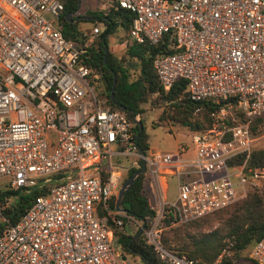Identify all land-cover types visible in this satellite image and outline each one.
<instances>
[{"label": "built area", "instance_id": "obj_1", "mask_svg": "<svg viewBox=\"0 0 264 264\" xmlns=\"http://www.w3.org/2000/svg\"><path fill=\"white\" fill-rule=\"evenodd\" d=\"M108 1L132 13L131 39L169 33L176 50L152 60L162 89L183 77L193 112L209 104L210 123L190 131L192 156L143 152L132 133L136 114L129 119L97 94L98 73L84 61L91 40L61 33L62 1L0 0V264H127L113 229L132 218L108 205L121 177L115 159L144 163L154 212L140 238L165 264L203 263L161 243L164 217H198L264 180V165L246 164L264 133V0ZM51 175L57 181L48 183ZM44 185L11 222L4 209L16 192ZM230 244L204 264H221ZM248 256L264 264V234Z\"/></svg>", "mask_w": 264, "mask_h": 264}, {"label": "trees", "instance_id": "obj_2", "mask_svg": "<svg viewBox=\"0 0 264 264\" xmlns=\"http://www.w3.org/2000/svg\"><path fill=\"white\" fill-rule=\"evenodd\" d=\"M61 1L63 4L60 13L61 33L76 43L83 42L85 33L79 30L77 23L87 19L79 17L76 21H68L66 16V13L76 7L78 0ZM88 16H90L88 20L91 22L101 21L103 23L102 29L91 40L88 56L84 60L98 73V80L101 84L99 93L103 97V104L116 109H121L119 105H122L127 117L131 119L133 115L141 113V104L147 101L150 95H153L155 101L164 103L166 109L163 112L172 120L191 130L205 128L209 125V104L202 102V108L193 112V108L198 103L188 97L183 77H176L166 90L162 89L157 78L152 66L154 56L172 53L176 50L172 45L169 33L162 34L156 42H149L146 39L139 42L131 39L127 31L132 13L126 8L111 3L105 10H93ZM93 17L94 19H92ZM117 30H121L123 33L118 38L119 42H124L125 57L122 58L111 51L107 45L106 34ZM103 45L107 47L105 60H103ZM112 72L114 73L113 99H110L108 93L112 85ZM138 120L142 128L139 129V126L134 122L132 133L134 136L137 134L136 143L145 152L148 148L147 133L144 131L140 117ZM256 122L257 119L251 126L253 132L256 130ZM239 158L240 156H236V160ZM115 160L121 161V159ZM246 164L264 165V147L251 148ZM138 167L127 165L124 176H121L122 179L120 177L119 182L121 180L123 182ZM143 174V172L137 174L119 199V206L127 209L126 214L137 220L139 225L131 233L114 228L113 235L119 242L122 252L139 255L144 264H165L159 261L151 248L142 242L140 233L133 237L137 229L142 224H146L154 212L149 207L147 191L142 185ZM55 176L51 175L48 183L57 181ZM45 187L46 185L34 186L27 191H17L10 206L4 209L9 220L15 221L24 212L25 207L30 204L31 199L41 193ZM6 192L0 191V196ZM114 200L115 194L110 196L108 204L110 208H114ZM98 213L105 212L98 210ZM128 219L123 217L124 223ZM171 220V217L163 218L160 240L164 246L184 253L204 264L212 261L221 248L230 242L231 253L222 257L221 264H237L233 257L237 258L242 249H247L248 255L250 246L264 234V196L258 187H253L248 189L244 196L221 208L182 222L172 223ZM247 259L253 264H257L249 256Z\"/></svg>", "mask_w": 264, "mask_h": 264}, {"label": "rangeland", "instance_id": "obj_3", "mask_svg": "<svg viewBox=\"0 0 264 264\" xmlns=\"http://www.w3.org/2000/svg\"><path fill=\"white\" fill-rule=\"evenodd\" d=\"M110 4L108 0H79V6L77 8L78 15L87 16L94 9H102L105 10L107 6ZM102 5V6H101ZM79 28L81 31L85 33V38H89V40H93L96 34L102 29L103 23L101 21L91 22L86 20V22H79ZM93 25L98 26V32L96 34L91 35V27ZM123 35L121 30H117L115 32H111L106 34L107 45L108 48L113 51L116 55H119L121 58L125 57L124 54V42H119V36ZM128 38V37H127ZM101 84L99 83L97 86V94L103 98L99 93ZM153 99V95H150L147 101L141 104L142 111L140 114H136L137 118H141L144 131L147 133L148 140V148L146 152L149 150H154L158 152H176L179 148H182L180 155L185 156L184 153L186 147L189 149L191 147L190 142V131L191 129L187 128V126L178 123L175 120H172L168 117L163 111L166 109V106L161 101H155ZM136 119V118H135ZM253 148L264 147V133L260 136L256 137L253 141ZM130 159L128 157L121 158L119 161V165H121V176H124V172L126 166L130 164ZM131 165V164H130ZM208 175H205L207 177ZM121 177V179H122ZM2 179H0V182ZM122 184V180L119 182L117 190L115 191V195L118 191V188ZM147 178L146 175L143 174V188L147 191V198L149 197V192L147 188ZM259 190L262 192L264 196V181L258 182L257 186ZM175 178L173 176H167L166 179V197L172 198L175 194ZM174 223V222H172ZM138 221L134 219H128L124 223V225L119 229L121 231H127L131 233L138 225ZM163 228V227H162ZM114 244L119 248V242L116 237L113 240ZM231 253V251L229 252ZM125 256V259L128 260L127 264H144V262L140 259L139 255L129 252H122ZM247 249H242L238 257L235 258L237 264H253L249 259H247Z\"/></svg>", "mask_w": 264, "mask_h": 264}, {"label": "water", "instance_id": "obj_4", "mask_svg": "<svg viewBox=\"0 0 264 264\" xmlns=\"http://www.w3.org/2000/svg\"><path fill=\"white\" fill-rule=\"evenodd\" d=\"M78 4H79V3L77 2L76 6H78ZM71 12H72V11H69L68 13H66V16H67V20H68V21L71 20V18L69 17L70 14H71ZM102 49H103V51H104V54H103V60H105V53H106V50H107L106 45H103ZM113 81H114V73L112 72V85H111L110 90H109V93H108L110 99H113ZM119 107L122 108V109H124V107H123L122 105H119ZM134 122L139 126V129L142 128V125H141L140 121L138 120V118L134 119ZM136 137H137V134L135 135V138H136ZM143 170H144V163L141 162L140 165H139V167H138V169L135 170L131 175H129V176H128V177L122 182V184H121L120 187L118 188V191H117V193H116V195H115L114 208H115L116 210L127 212V209H125V208L119 206V199H120L121 195L123 194V192H124V191L127 189V187L129 186V184H130V183L134 180V178L137 176V174H138L139 172H142ZM143 226H144V224H142V225L137 229V231L134 233L133 237L137 236V235L140 233V231H141V229H142Z\"/></svg>", "mask_w": 264, "mask_h": 264}, {"label": "crops", "instance_id": "obj_5", "mask_svg": "<svg viewBox=\"0 0 264 264\" xmlns=\"http://www.w3.org/2000/svg\"><path fill=\"white\" fill-rule=\"evenodd\" d=\"M78 3H79V0H78ZM78 6H79V4H78ZM78 6H76L73 10H72V12H71V14H70V18H71V20L70 21H76L77 19H79V17H83V18H85V19H90V18H88V17H90V16H85V15H78L77 14V8H78ZM102 6V5H101ZM94 10H96V9H94ZM71 15H72V17H71ZM92 19H94V17L92 18ZM79 22H86V21H78V23ZM78 23H77V27L79 28V25H78ZM79 30H81L80 28H79ZM83 32V31H82ZM184 153H186L185 154V156H192L193 155V150H192V146L188 149L187 147H186V149H185V151H184ZM166 179H167V177H166ZM151 198H150V196L147 198V200L149 201ZM124 256V255H123ZM125 257V256H124Z\"/></svg>", "mask_w": 264, "mask_h": 264}]
</instances>
